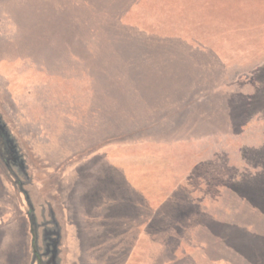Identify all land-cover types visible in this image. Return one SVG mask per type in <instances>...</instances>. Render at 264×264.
I'll list each match as a JSON object with an SVG mask.
<instances>
[{"label": "rangeland", "instance_id": "obj_1", "mask_svg": "<svg viewBox=\"0 0 264 264\" xmlns=\"http://www.w3.org/2000/svg\"><path fill=\"white\" fill-rule=\"evenodd\" d=\"M39 261L264 264V0H0V264Z\"/></svg>", "mask_w": 264, "mask_h": 264}, {"label": "trees", "instance_id": "obj_2", "mask_svg": "<svg viewBox=\"0 0 264 264\" xmlns=\"http://www.w3.org/2000/svg\"><path fill=\"white\" fill-rule=\"evenodd\" d=\"M33 242H34V240H33ZM33 246H34V252H35V254L37 255V257L39 258V255H38V253H37V248H36V245H35V242L33 243ZM41 263V261H39V264Z\"/></svg>", "mask_w": 264, "mask_h": 264}, {"label": "flooded vegetation", "instance_id": "obj_3", "mask_svg": "<svg viewBox=\"0 0 264 264\" xmlns=\"http://www.w3.org/2000/svg\"><path fill=\"white\" fill-rule=\"evenodd\" d=\"M2 137V136H1Z\"/></svg>", "mask_w": 264, "mask_h": 264}]
</instances>
